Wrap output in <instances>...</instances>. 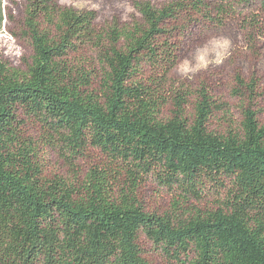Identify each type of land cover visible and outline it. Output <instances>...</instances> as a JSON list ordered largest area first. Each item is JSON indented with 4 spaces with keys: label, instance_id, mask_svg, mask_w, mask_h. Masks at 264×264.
<instances>
[{
    "label": "trees",
    "instance_id": "1",
    "mask_svg": "<svg viewBox=\"0 0 264 264\" xmlns=\"http://www.w3.org/2000/svg\"><path fill=\"white\" fill-rule=\"evenodd\" d=\"M134 7L137 20L100 28L94 10L26 0L31 61L25 71L0 63V264H154L142 238L164 264H264L257 81L236 75L233 93L248 104L220 134L208 122L223 103L202 85L187 117L192 91L169 78L189 26L220 27L247 10L243 27L261 36L264 0ZM3 20L0 0V30ZM91 149L96 162L79 165ZM48 150L69 177L47 175ZM149 180L173 194L170 210L145 209Z\"/></svg>",
    "mask_w": 264,
    "mask_h": 264
},
{
    "label": "rangeland",
    "instance_id": "2",
    "mask_svg": "<svg viewBox=\"0 0 264 264\" xmlns=\"http://www.w3.org/2000/svg\"><path fill=\"white\" fill-rule=\"evenodd\" d=\"M134 1L137 0H58L64 6L94 10L95 22L100 28L113 21L123 25L140 18ZM148 1L158 7L172 0ZM2 3L4 20L0 30V63L25 71L33 54L23 26L26 0H2ZM239 13L228 18L223 26L191 25L177 36L180 57L169 75L174 87L192 91L190 103L185 109L187 117L193 113L195 90L202 85L208 88L218 104L223 103V107L216 110L208 122L209 129L220 134L239 127L243 117L242 107L248 104L243 96L233 93L237 86L236 75H241L246 82L252 77L257 81V89L262 94L251 104V108L257 110L259 123L264 122V34L249 37L250 30L243 27L247 10H239ZM93 87L96 88L97 83ZM172 108L171 104L166 105L162 117H170ZM28 132L37 134L31 124L28 125ZM45 158L47 175H71L70 166L53 151L48 150ZM96 158V152L91 149L89 156L78 163L88 167L96 162ZM139 197L147 211L163 213L171 209L173 194L153 181L141 185ZM141 244L149 260L154 264H164L149 241L142 238Z\"/></svg>",
    "mask_w": 264,
    "mask_h": 264
}]
</instances>
